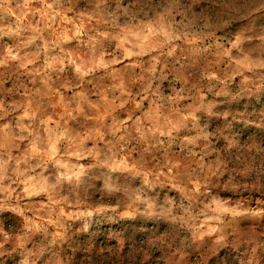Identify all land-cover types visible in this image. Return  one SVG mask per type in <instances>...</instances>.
<instances>
[{
    "label": "rangeland",
    "instance_id": "1",
    "mask_svg": "<svg viewBox=\"0 0 264 264\" xmlns=\"http://www.w3.org/2000/svg\"><path fill=\"white\" fill-rule=\"evenodd\" d=\"M238 7L0 0V264H264V7L205 27Z\"/></svg>",
    "mask_w": 264,
    "mask_h": 264
},
{
    "label": "clouds",
    "instance_id": "2",
    "mask_svg": "<svg viewBox=\"0 0 264 264\" xmlns=\"http://www.w3.org/2000/svg\"><path fill=\"white\" fill-rule=\"evenodd\" d=\"M239 7L234 9L233 11L226 13L225 16L220 17L216 20L215 25H210L208 23L205 24L206 28H209L210 30H214V27H220L224 29H229L233 23L232 17L235 15H243L245 11H249L253 8H255L258 4L259 7H264V0H238ZM170 123V122H166ZM170 133V130H169ZM105 166H109L107 162H104ZM138 173H133L131 176L126 177V179L129 182H135L136 177L138 176ZM0 179H3V177H0ZM64 179L68 181L69 183L78 184L80 181V176H65ZM144 184H148L149 187L151 185L147 180L144 181ZM143 190V186L141 188ZM110 195H115V192L109 193ZM145 198L141 199L138 203L134 202L130 207L132 208L131 211L124 212L123 215L126 217H130L132 219L136 218V213L140 210V208H143V211L145 215L151 214L156 207H158L157 201L152 199L147 192H145ZM155 195L154 193L152 194ZM124 201L123 199L120 202V205L122 207ZM194 239H202L201 237H195ZM2 247V245H0ZM18 264H44V253L40 251L39 249H36L35 251H29L26 255V258L22 261L18 262Z\"/></svg>",
    "mask_w": 264,
    "mask_h": 264
},
{
    "label": "trees",
    "instance_id": "3",
    "mask_svg": "<svg viewBox=\"0 0 264 264\" xmlns=\"http://www.w3.org/2000/svg\"><path fill=\"white\" fill-rule=\"evenodd\" d=\"M140 236H141V235L137 236V240L140 239ZM137 240H136V241H137ZM137 242H138V241H137ZM81 259H82V258L79 259V260H80V263H81ZM121 261H122V264H140V260H138V259L135 258L134 256H129V257H127L126 254L122 255V259H121ZM82 264H96V261H95V260H88V259H85V260L82 261ZM102 264H103V263H102ZM104 264H105V263H104Z\"/></svg>",
    "mask_w": 264,
    "mask_h": 264
}]
</instances>
